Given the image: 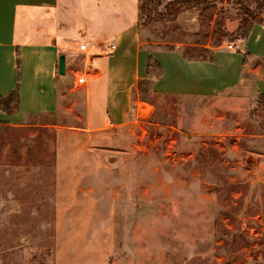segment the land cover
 Here are the masks:
<instances>
[{
  "label": "rangeland",
  "instance_id": "obj_1",
  "mask_svg": "<svg viewBox=\"0 0 264 264\" xmlns=\"http://www.w3.org/2000/svg\"><path fill=\"white\" fill-rule=\"evenodd\" d=\"M211 1L174 21L139 11L141 40L200 60L264 23L253 1ZM70 87L53 114L0 123V264H264V99L250 81L201 99L141 83L113 143L79 133L85 92Z\"/></svg>",
  "mask_w": 264,
  "mask_h": 264
},
{
  "label": "crops",
  "instance_id": "obj_2",
  "mask_svg": "<svg viewBox=\"0 0 264 264\" xmlns=\"http://www.w3.org/2000/svg\"><path fill=\"white\" fill-rule=\"evenodd\" d=\"M138 17V0H0V98L15 89L18 94L12 112L0 108V123L23 126L53 114L59 83L67 79L70 91L85 92L79 133L111 143L119 141L118 131L130 124V115L139 117L141 83L153 95L201 99L250 81L263 94L264 73L250 64L264 61V23L251 25L235 50L210 48L213 61L206 62L142 41ZM60 55L65 59L62 77L57 73ZM77 74L85 82L72 89Z\"/></svg>",
  "mask_w": 264,
  "mask_h": 264
},
{
  "label": "trees",
  "instance_id": "obj_3",
  "mask_svg": "<svg viewBox=\"0 0 264 264\" xmlns=\"http://www.w3.org/2000/svg\"><path fill=\"white\" fill-rule=\"evenodd\" d=\"M140 1V2H139ZM153 0H138V7L141 13V17L144 21L149 22L155 16L159 19H169V20H176V18L188 10H195L196 12H201L205 10L212 9L214 7L213 2L211 0H167V4L165 6V11L163 12H155L152 10L149 5ZM162 1V0H160ZM253 1L256 4V9L258 11H262L264 9V0H249ZM250 15H254V13H250ZM252 19H255V17ZM252 23H260L257 21H253ZM248 26L246 29L242 30L238 29L235 33V41L237 40H244L247 38L250 27ZM229 36V35H227ZM204 53L210 54V50L203 49ZM184 59H193L192 57H188L186 54H182ZM200 61L212 62L213 61V53L209 55L207 58H201ZM18 64V61H17ZM260 98L264 99V94H259ZM18 100L17 90H13L9 93L6 97L0 98V108L5 113H10L16 107V103Z\"/></svg>",
  "mask_w": 264,
  "mask_h": 264
},
{
  "label": "built area",
  "instance_id": "obj_4",
  "mask_svg": "<svg viewBox=\"0 0 264 264\" xmlns=\"http://www.w3.org/2000/svg\"><path fill=\"white\" fill-rule=\"evenodd\" d=\"M227 49L228 50H232L233 49V44H228L227 46ZM78 50L79 51H81V52H84L85 51V45L83 44V45H79V47H78ZM113 50H114V46H109L108 47V50H107V54H111L112 52H113ZM85 81H84V75H82V74H77L76 76H75V80H74V83H73V86H72V89H78L79 88V86L81 85V84H83Z\"/></svg>",
  "mask_w": 264,
  "mask_h": 264
},
{
  "label": "water",
  "instance_id": "obj_5",
  "mask_svg": "<svg viewBox=\"0 0 264 264\" xmlns=\"http://www.w3.org/2000/svg\"><path fill=\"white\" fill-rule=\"evenodd\" d=\"M65 72V59L63 55L58 57L57 73L60 77L64 76Z\"/></svg>",
  "mask_w": 264,
  "mask_h": 264
}]
</instances>
